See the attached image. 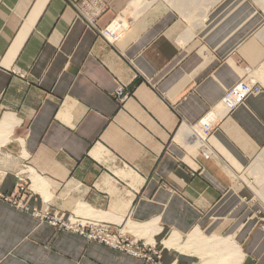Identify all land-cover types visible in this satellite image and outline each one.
Returning a JSON list of instances; mask_svg holds the SVG:
<instances>
[{
  "label": "crops",
  "instance_id": "crops-1",
  "mask_svg": "<svg viewBox=\"0 0 264 264\" xmlns=\"http://www.w3.org/2000/svg\"><path fill=\"white\" fill-rule=\"evenodd\" d=\"M70 1L0 0V152L19 147L24 159L0 167V191L21 179L30 207L68 216L84 205L100 218L83 217L155 245L162 264H209L163 243L193 233L233 242L238 264H264V194L242 179L264 148V88L227 113L220 106L244 67L264 64L263 10L254 0L206 10L152 0L108 41L99 31L133 0H104L96 28ZM208 112L220 117L205 157L191 131ZM29 168L46 187H32ZM0 264L147 263L0 200Z\"/></svg>",
  "mask_w": 264,
  "mask_h": 264
},
{
  "label": "built area",
  "instance_id": "built-area-1",
  "mask_svg": "<svg viewBox=\"0 0 264 264\" xmlns=\"http://www.w3.org/2000/svg\"><path fill=\"white\" fill-rule=\"evenodd\" d=\"M71 5L86 23L96 28L95 19L106 9L104 0H77L70 1ZM119 24L116 21L111 22L105 28L99 31V35L108 41H113L119 33ZM244 80H240L230 90H228L221 101L225 107L231 111L247 96L258 91L257 84L247 86ZM112 96L118 104H122L129 96L125 91V85L118 84ZM213 112L205 114L197 124L192 127V135L195 142L199 144L202 154L207 157L213 151L208 144V137L212 129L210 119ZM200 130V131H199ZM201 133H204L202 136ZM27 191V185L23 184L21 179L16 184L15 190L10 193L0 191V200L13 206L14 208L28 213L41 222L51 225L56 230L76 233L83 236L88 241L97 242L117 252L128 254L132 257L141 259L147 264H162L161 252L155 245L140 238H133L122 230L121 227L115 226L109 222L88 221L80 222L70 216L51 210L47 205L40 207H30L24 200V194ZM46 203V201H45Z\"/></svg>",
  "mask_w": 264,
  "mask_h": 264
},
{
  "label": "bare ground",
  "instance_id": "bare-ground-1",
  "mask_svg": "<svg viewBox=\"0 0 264 264\" xmlns=\"http://www.w3.org/2000/svg\"><path fill=\"white\" fill-rule=\"evenodd\" d=\"M150 1H152V0H133L131 2L130 6L119 16V18L117 20H115L117 22V24H119V28H120L119 32H121L123 30L124 25H127L129 23L128 18H131V17L134 18L138 14V12L141 9H143L144 6H146ZM171 1L175 4H177L178 6L181 5L178 2L179 0H171ZM258 2L264 9V0H258ZM207 7L208 6L205 5V7H203V9L206 10ZM200 12L202 13L201 9H200ZM244 71H245V76L243 77L242 80H244V82L246 84H248L247 86L251 87V85H253V84L254 85L257 84L258 86L260 85L255 81V79L252 75L250 76L251 72H250L249 68L244 67ZM252 73L253 74L255 73L257 75V79L259 80V82H261L264 85V65H262L258 70H256L255 72L253 71ZM261 89H262V87L260 85L258 91L254 92V93L259 92ZM220 106L223 107V109L226 113L229 112V110H228L229 108L227 107L228 108L227 109L225 107V103H223V101L220 102ZM219 117H220V114L217 112H213L211 114V119H210L211 126H213L214 123L217 122ZM7 131L8 130H6L3 126H0V145L2 143H4V141L2 140V137L7 135ZM201 134H202V136H204V133H201ZM197 146H198V148H200L199 144H197ZM258 156L260 158L258 157L257 159H255L253 161L254 162L253 165L255 166L256 163H258L259 159H260V164L263 166H262L261 171H259V172L256 171L258 173V175H259V173H260V175L258 177L256 175V173L250 172L249 178H251L253 180V183H254L253 185H251V187L256 192H258L259 194L262 195V194H264V190H263L264 186L262 187V183H261V180H262L263 184H264V178H262V176L264 175V148L262 149L261 154ZM253 167H251V168H253ZM27 171L30 172L29 176L33 180V186L32 187L35 190L39 191L40 189H43V186L46 187L43 183V180L38 175H36L31 168L27 169ZM256 187H258L259 189H256ZM61 214H63V213H61ZM68 216H70L74 219H78L82 223H85L88 221H94V222L99 221V220H92V219H89L87 217H83V216H89V217L94 218V219H97L99 217V214H97L92 209L86 208L84 205H79L76 208L74 214H70ZM103 222H105V221H103ZM209 239H211V238L204 237L200 233H193L190 236H187L186 238H183L179 235L173 234L168 239L164 240L163 243L165 244V246L172 247L175 250L180 251V252H194L198 255L208 257L209 261H210L209 264H238L239 263L240 252L234 246L233 242L231 243L230 246L224 247V246H222L223 243H221V244L217 243V242L208 243Z\"/></svg>",
  "mask_w": 264,
  "mask_h": 264
},
{
  "label": "rangeland",
  "instance_id": "rangeland-1",
  "mask_svg": "<svg viewBox=\"0 0 264 264\" xmlns=\"http://www.w3.org/2000/svg\"><path fill=\"white\" fill-rule=\"evenodd\" d=\"M192 1V0H191ZM194 2L196 1V0H193ZM214 1V0H213ZM256 3H257V5L259 6V8H261L262 10H263V12H264V9H263V7L259 4V2H258V0H254ZM197 2H199V5H201V7H203V6H209L210 5V3H212V0H197ZM166 6V4L165 3H163V6ZM259 36H260V39H261V42L263 43V45H264V28H263V30L259 33ZM264 65V64H263ZM251 72V71H250ZM253 76L254 77V79H255V81L258 83V84H260L261 85V87L263 88L264 87V85L261 83V82H259V80L257 79V75L254 73H250V76ZM7 148H10L11 149V146H9L8 144H6L4 147H2L1 148V152H0V167L1 166H7L8 164H11V162H14V163H17V164H19L22 160H24L23 158H20L19 156L21 155V151H20V149H19V147L18 148H16L14 151H16V155H14L12 152H10L9 150H7ZM261 152H262V149H261V151L259 152V155L261 154ZM7 154H9V158H6V155ZM5 155V156H4ZM12 155V156H11ZM16 158V160H15V158ZM259 156H257L255 159H257ZM260 158V157H259ZM14 160V161H13ZM254 164V162H252V164L249 166V168L246 170V172H245V174L242 176V179L245 181V183L251 188V189H253L252 187H251V185H253L254 183H253V180L251 179V178H249V173L250 172H254V173H256V175L259 177V175H260V173H259V175H258V173L257 172H259V171H261V169H262V166L263 165H261L260 164V159H259V162L258 163H256V165L254 166L253 165ZM254 167H253V166ZM251 167H253V168H251ZM255 169V170H254ZM253 170V171H252ZM257 171V172H256ZM253 173V174H254ZM248 175V176H247ZM262 178H264V175L262 176ZM250 180V181H249ZM261 183L263 184V181L261 180ZM17 184V183H16ZM26 185V184H25ZM262 187H263V185H262ZM16 188V187H15ZM256 189H259L258 187H256ZM15 190V189H14ZM254 190V189H253ZM255 191V190H254ZM256 192V191H255ZM256 193H258V192H256ZM259 194V193H258ZM260 195V194H259ZM6 203V202H5ZM8 204V203H7ZM10 205V204H9ZM55 229V228H54ZM81 236V235H80Z\"/></svg>",
  "mask_w": 264,
  "mask_h": 264
}]
</instances>
